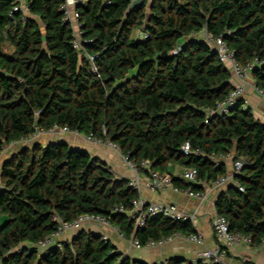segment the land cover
Listing matches in <instances>:
<instances>
[{
  "label": "trees",
  "instance_id": "16d2710c",
  "mask_svg": "<svg viewBox=\"0 0 264 264\" xmlns=\"http://www.w3.org/2000/svg\"><path fill=\"white\" fill-rule=\"evenodd\" d=\"M14 1L0 2V155L54 125L113 142L147 174L178 163L213 182L227 173L213 158L232 153L245 162L234 176L244 190L226 187L215 208L231 231L251 236L254 245L264 239V122L242 109L243 100L229 113L208 115L234 85L217 51L197 35L222 37L239 62L254 63L252 78L264 88V0H146L132 11L133 0H87L77 7L82 52L63 21L64 0H29L25 16L10 14ZM163 51L167 57L157 59ZM186 142L202 154H183ZM173 183L197 189L180 177ZM139 195L84 148L23 145L0 166V264H148L124 257L86 226L62 247L38 250L33 245L56 229L55 215H101L141 243L196 232L189 221L162 217L135 229L128 213L114 208L132 210Z\"/></svg>",
  "mask_w": 264,
  "mask_h": 264
},
{
  "label": "built area",
  "instance_id": "2783aa9c",
  "mask_svg": "<svg viewBox=\"0 0 264 264\" xmlns=\"http://www.w3.org/2000/svg\"><path fill=\"white\" fill-rule=\"evenodd\" d=\"M1 2V0H0ZM87 0H64L60 6L61 11L63 12V21L69 22L74 30V39L73 46L76 50H83L81 43V23L79 20V13L77 7L83 5ZM29 13V0H15L12 6L11 15L13 14H22V16L28 15ZM146 36V35H145ZM144 36V37H145ZM205 40L210 43L214 49L217 51L220 61L225 63L229 68L231 73V82L234 85V88L230 91L228 96L222 101L219 102L215 108L208 109L207 113L209 116L215 113H229L231 108L235 106L239 100H243L242 109H246V101L243 99L246 92V84L248 83V78L252 77V70L254 67L253 62H247L242 64L239 62L234 51L228 46V44L223 40L222 37H213L211 34H205ZM90 60H94L93 56H89ZM255 90L264 98V88L259 87L254 84ZM209 116L206 119V122L209 121ZM105 131V130H104ZM71 132L68 126H58L54 125L48 130H43L36 128V130L27 137H22L19 139V144L26 145L30 141H37L41 136H55L60 137L67 133ZM77 132V131H75ZM88 140H92L97 144H107L111 148L121 152L120 148L111 141H104L94 137L91 133L87 135ZM180 151L188 155L192 152L197 154H202L200 150H192L188 142L184 143L181 146ZM122 153V152H121ZM226 155H220L214 157V163L216 166L222 164V159ZM123 160L126 165L131 168L135 175L129 180V186L136 189L139 194L141 190V171L136 166V164L129 159L127 155H123ZM245 162L242 159H237L234 161V170L232 173H226L225 175L220 176L215 181L210 182L206 190H196L192 186L186 188L176 187L173 183V178L159 171L150 170L148 173V182L147 186L152 191L165 190L169 187H173L178 191L184 192L191 198L197 199L200 203H206L210 200V194L213 192H220L226 187L235 185L239 190L243 191V187L235 180V174L239 173L244 167ZM141 166L145 169L149 168V162L143 161ZM180 179L186 183L195 184L199 182L198 170L195 167H186L182 170ZM214 205V217L212 220V229L216 237L220 241L221 245L215 248H206L201 253L198 254V258L194 260H186L183 264H226L227 249L233 245H254L251 236L245 235L238 231L230 230V223L228 219L218 214L215 208V201L212 202ZM133 208L130 211H126L124 206H115L114 212H127L130 219L134 220V228L138 229L144 227L146 220L148 218L162 217L171 221H189L192 223L197 222L198 219V209L194 211H186L176 203H156V202H145L143 199L137 198L132 201ZM53 220L57 222L56 229L53 233L46 236L45 238L39 239L33 246L38 250L45 252L52 247H62V242L70 239L78 230L82 229L88 224L99 223L106 227H114L119 231V229L110 223V221L101 215L84 213L76 216L73 220L64 221L60 216L55 215ZM121 234V233H120ZM66 235H69V238H66ZM121 236L125 237L123 234ZM185 237L188 241L194 242L200 245L204 243V237L199 232H192L189 234H182L181 232H176L170 236L162 237L160 239H150L146 243H141L138 238L131 237L129 239L130 243L137 249L142 248H155L161 247L166 243L173 241L176 237ZM103 240L108 241L107 236L102 237ZM126 238V237H125ZM264 243V239L259 244ZM257 244V245H259ZM127 255H124V257ZM157 264H164V261H159Z\"/></svg>",
  "mask_w": 264,
  "mask_h": 264
},
{
  "label": "crops",
  "instance_id": "0c3cea01",
  "mask_svg": "<svg viewBox=\"0 0 264 264\" xmlns=\"http://www.w3.org/2000/svg\"><path fill=\"white\" fill-rule=\"evenodd\" d=\"M151 0L148 1V3ZM141 32L138 31L137 35ZM206 31L198 33L201 38H204ZM254 80L252 77L248 78L246 84V92L243 99L246 101V107L251 110L256 119L264 122V98L258 94L254 88ZM39 143L46 145L51 141H65L71 147L84 148L90 152L91 155L99 157L102 161L108 164L115 174L123 178H133L135 173L129 168L123 160L122 153L108 146L107 144H97L84 133L71 131L63 136H47L43 135L38 140ZM23 145L18 142H13L7 145L0 155V166L2 162L7 159L11 154L20 149ZM222 164L227 173H232L234 170V157L230 153L222 159ZM187 166L172 163L167 167L166 174L173 177H180L181 172ZM141 190L140 198L145 202L156 203H176L186 211H194L198 209L197 222L193 224L196 232H199L204 237L203 245L190 242L185 237H176L173 241L166 243L161 247L155 248H135L129 239L121 236L120 232L114 227H106L99 223L86 225L87 229L93 230L102 236H107L108 241L113 245L116 251L128 255L131 258H139L145 260L148 264H154L159 261H166L173 258H181L194 260L198 258V254L206 248H215L220 246L221 243L216 237L212 229V220L214 217V205L218 193L213 192L210 194V200L206 203H200L199 200L186 195L182 191H178L173 187L165 190L152 191L147 186L148 174L141 173ZM210 182L199 179L195 183L196 190H206ZM4 216H0V224L4 221ZM69 238V235H66ZM226 264H264V243L259 245H233L227 249Z\"/></svg>",
  "mask_w": 264,
  "mask_h": 264
},
{
  "label": "water",
  "instance_id": "95a60500",
  "mask_svg": "<svg viewBox=\"0 0 264 264\" xmlns=\"http://www.w3.org/2000/svg\"><path fill=\"white\" fill-rule=\"evenodd\" d=\"M146 3V0H133L129 7V11H132L134 8L144 5ZM29 14V13H28ZM81 50L80 52H82ZM168 55L167 51H163L162 53L158 54L157 59H165Z\"/></svg>",
  "mask_w": 264,
  "mask_h": 264
},
{
  "label": "rangeland",
  "instance_id": "374dc122",
  "mask_svg": "<svg viewBox=\"0 0 264 264\" xmlns=\"http://www.w3.org/2000/svg\"><path fill=\"white\" fill-rule=\"evenodd\" d=\"M34 142H35V141L32 140V141H30L29 143H27L26 145L32 144V143H34Z\"/></svg>",
  "mask_w": 264,
  "mask_h": 264
}]
</instances>
